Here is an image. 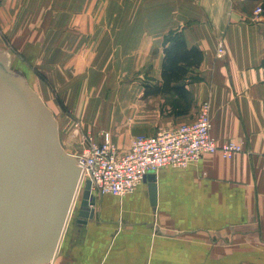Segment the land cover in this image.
I'll use <instances>...</instances> for the list:
<instances>
[{"label":"crops","instance_id":"1","mask_svg":"<svg viewBox=\"0 0 264 264\" xmlns=\"http://www.w3.org/2000/svg\"><path fill=\"white\" fill-rule=\"evenodd\" d=\"M263 1L0 0V48L70 155L105 134L126 152L203 103L217 144L243 149L160 169L154 206L145 181L122 197L93 192L92 217L79 221L75 207L52 264H264V17L252 20ZM171 32L203 52L187 99L151 94Z\"/></svg>","mask_w":264,"mask_h":264},{"label":"water","instance_id":"2","mask_svg":"<svg viewBox=\"0 0 264 264\" xmlns=\"http://www.w3.org/2000/svg\"><path fill=\"white\" fill-rule=\"evenodd\" d=\"M81 178L76 156L60 144L52 111L18 72L0 61V264H49ZM151 205L155 174H148ZM76 207L83 223L95 198L84 182Z\"/></svg>","mask_w":264,"mask_h":264},{"label":"built area","instance_id":"3","mask_svg":"<svg viewBox=\"0 0 264 264\" xmlns=\"http://www.w3.org/2000/svg\"><path fill=\"white\" fill-rule=\"evenodd\" d=\"M263 13V8L257 6L252 14L253 22L262 21ZM217 55H223L221 43ZM211 124L209 106L203 103L193 121L159 128L151 136H136L123 153L111 143L108 134L100 143L88 138L76 155L81 168L80 183L90 180L91 193L122 197L130 194L145 176L162 168L182 169L206 155L218 152L228 159L243 151L235 142L217 144L211 135Z\"/></svg>","mask_w":264,"mask_h":264},{"label":"trees","instance_id":"4","mask_svg":"<svg viewBox=\"0 0 264 264\" xmlns=\"http://www.w3.org/2000/svg\"><path fill=\"white\" fill-rule=\"evenodd\" d=\"M162 52L161 84L154 86L151 94H172L179 100L187 99L189 92L186 88V77L191 70L200 67L203 52L196 47H188L177 32H171L164 38Z\"/></svg>","mask_w":264,"mask_h":264},{"label":"rangeland","instance_id":"5","mask_svg":"<svg viewBox=\"0 0 264 264\" xmlns=\"http://www.w3.org/2000/svg\"><path fill=\"white\" fill-rule=\"evenodd\" d=\"M263 4H264V1H263ZM262 8H263V6L262 5H260ZM263 10H264V8H263ZM10 52H9V48L8 47H6V46H4V47H1L0 48V61L1 62H3L5 65H6V67L9 69V70H11V71H13V72H18V73H20L24 78H26L25 77V75H24V73L21 71V70H19V69H14V68H12V67H10V64H9V57H10V54H9ZM26 80V79H25ZM199 111V110H198ZM198 113V112H197ZM197 115V114H196ZM69 154V153H68ZM80 154V153H79ZM78 154V155H79ZM84 182H81L80 184H79V187H78V189H77V192H76V195H75V199H74V201H73V204H72V210H71V212H70V214H69V216H68V219H67V223H66V225L68 224V222L70 221V219L71 218H73V216H74V211H75V207L76 206H78L77 204H79V202H80V200H81V196H82V193H83V187H84ZM49 264H52V263H49Z\"/></svg>","mask_w":264,"mask_h":264},{"label":"bare ground","instance_id":"6","mask_svg":"<svg viewBox=\"0 0 264 264\" xmlns=\"http://www.w3.org/2000/svg\"><path fill=\"white\" fill-rule=\"evenodd\" d=\"M27 82V81H26ZM93 193V192H92Z\"/></svg>","mask_w":264,"mask_h":264}]
</instances>
